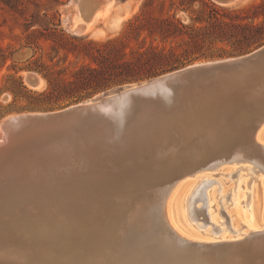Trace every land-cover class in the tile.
Here are the masks:
<instances>
[{
  "label": "bare ground",
  "instance_id": "6f19581e",
  "mask_svg": "<svg viewBox=\"0 0 264 264\" xmlns=\"http://www.w3.org/2000/svg\"><path fill=\"white\" fill-rule=\"evenodd\" d=\"M111 2L75 0L78 18L86 20L70 18L71 29L87 32ZM252 78L264 84V63L160 90L159 97L150 92L154 98L128 107L124 91L100 94L96 105L106 114L79 118L76 126L15 119L32 113L3 120L0 264H264L258 184L252 181L250 214L235 217L223 200L218 205L233 188L222 177L233 170L246 169L251 178L239 179H259L264 189V93L250 103L235 101L231 92L224 104L215 99L228 92L220 91V80ZM25 80L35 89L43 82L35 72ZM240 218L247 230L237 227Z\"/></svg>",
  "mask_w": 264,
  "mask_h": 264
},
{
  "label": "rangeland",
  "instance_id": "374dc122",
  "mask_svg": "<svg viewBox=\"0 0 264 264\" xmlns=\"http://www.w3.org/2000/svg\"><path fill=\"white\" fill-rule=\"evenodd\" d=\"M111 1L108 12L94 20V24H91L93 26L83 33L72 30L70 26L73 20L77 19L80 23L86 20L78 18L75 0H18L14 6L11 5L14 4L12 0L8 4L0 0V124L14 115L58 110L99 96L112 88L149 79L191 63L244 54L264 43V0H237L226 5H220L214 0ZM115 16H122L117 24L113 23ZM157 17L170 18L180 24L175 27L168 25V32L172 34L151 32L155 27L152 21ZM139 21L145 25L141 26ZM133 25L138 26L139 30L126 38V33ZM52 30L61 32L62 37L49 34ZM117 38L125 40L124 51L128 59L136 51L154 48L164 52L166 59L163 64L168 65L164 67L165 70L150 76L111 84L97 91L84 90L80 98L51 94L53 87L44 74L50 79L56 78L58 82L73 79L78 68L96 65L89 51L79 45L88 42L99 44ZM163 64L155 67L161 69ZM32 72L37 73L43 81L36 89L25 80L27 74ZM219 82L222 87L220 91H228L215 95V99L220 97V104L226 103L225 93H233L232 98L243 103H250L264 93V84L258 83L255 78L248 79V82L233 80L232 84L226 79ZM224 167H229V164H223ZM222 172H227L226 168ZM245 173L247 170L240 168L233 170L231 176L222 177L225 187L230 185L233 188L229 197L223 196L218 200V205L221 208L223 200L226 209L233 212L235 217L241 213L250 214L248 204L252 195V181L258 184L264 200V189L260 188L262 183L259 179L248 182L245 178L243 182L239 179ZM214 175L220 176L217 171ZM252 175L247 173V179ZM179 195L180 192L175 202ZM42 206L49 208L45 203ZM237 206L241 210L234 211ZM1 217L7 219L9 216L6 212ZM199 219L198 222H203ZM179 224L182 226L180 218ZM236 225L242 230L249 228L244 218H240ZM196 230L202 236L207 233L205 229ZM225 233L231 234L230 231Z\"/></svg>",
  "mask_w": 264,
  "mask_h": 264
},
{
  "label": "water",
  "instance_id": "95a60500",
  "mask_svg": "<svg viewBox=\"0 0 264 264\" xmlns=\"http://www.w3.org/2000/svg\"><path fill=\"white\" fill-rule=\"evenodd\" d=\"M214 1L220 5H226L225 2L227 0ZM263 63L264 43L244 54L205 62L191 63L149 79L115 87L102 92V97L124 91L126 100H128L125 106L128 107L130 104L132 105V102L134 105L137 100L146 102V100L154 98L155 94L150 92L157 93L156 96L159 97L158 94L160 90H179L180 87L183 88L186 86L198 85L200 82L219 80L223 76L226 77L230 76V74H237L239 71L253 68ZM28 80L32 83L36 82V79L32 76H29ZM89 99L91 100L88 101V99H86L58 110L48 111L47 113L44 112V114H38L39 112L32 113L31 115L18 116L15 119L23 121L21 122L22 124L27 123L28 125L33 122V125L47 124V126L54 127L69 121L71 126H76V123L80 121L78 120L79 118H82L81 121H83L85 117L86 119H93L95 117L94 115L102 117L106 114L104 113L105 111H102L99 109L98 105H96L98 98L94 96ZM107 116L111 117L108 114L106 117Z\"/></svg>",
  "mask_w": 264,
  "mask_h": 264
},
{
  "label": "trees",
  "instance_id": "16d2710c",
  "mask_svg": "<svg viewBox=\"0 0 264 264\" xmlns=\"http://www.w3.org/2000/svg\"><path fill=\"white\" fill-rule=\"evenodd\" d=\"M12 1L14 2V4H11L12 6L17 5L18 0ZM5 2L8 4L11 0H5ZM152 23H154L155 27L151 32L157 31L165 35L172 34L171 31L168 32V25L175 27L180 24L173 19L164 17H157ZM138 24L141 26L145 25L143 21H139ZM138 30V26L133 25L125 37L132 36ZM49 34L58 35L59 37L63 35L61 32L55 30L49 31ZM79 46L89 51L96 65H84L75 71L73 79L59 82L56 78L50 79L47 74H44V77L47 78L51 87H53L51 94L55 96H74L80 98L84 90L90 89L97 91L111 84H119L127 80L150 76L157 71L165 70L164 67L168 65L163 64V61L166 59L164 52L154 48L147 51H136L133 57L128 59L124 51L126 42L121 38L107 40L99 44L88 42ZM159 64H163L161 69L160 67H155Z\"/></svg>",
  "mask_w": 264,
  "mask_h": 264
}]
</instances>
